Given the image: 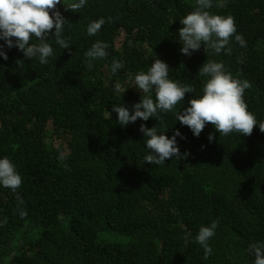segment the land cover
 <instances>
[{"label":"trees","instance_id":"16d2710c","mask_svg":"<svg viewBox=\"0 0 264 264\" xmlns=\"http://www.w3.org/2000/svg\"><path fill=\"white\" fill-rule=\"evenodd\" d=\"M74 2L57 5L70 48L56 43L53 28L47 64L0 39L8 55L0 56V158L22 177L15 191L0 185V264H254L249 246L264 242V132L257 124L250 136H220L206 124L197 137L176 114L203 94L208 77L198 72L214 60L250 82L244 100L264 121V0H212L208 11L234 17L246 41L233 37L230 55L203 44L181 52V19L196 0H86L77 12L65 8ZM101 18L90 36L89 24ZM96 41L109 45L108 55L89 68L85 52ZM156 58L195 92L171 112L120 125L113 106L134 111L144 95L134 77ZM114 60L122 64L115 73ZM147 95L155 99L154 90ZM141 124L169 138L179 130L187 157L145 162ZM213 221L204 259L195 237Z\"/></svg>","mask_w":264,"mask_h":264},{"label":"clouds","instance_id":"9594fccd","mask_svg":"<svg viewBox=\"0 0 264 264\" xmlns=\"http://www.w3.org/2000/svg\"><path fill=\"white\" fill-rule=\"evenodd\" d=\"M60 3L61 0H0V39L6 41L8 48L17 47L24 53L25 59L38 57L42 64H47L48 58L54 55L52 46L47 42L53 28L55 31L52 36L55 37L56 43L64 49L70 48L63 38L67 20L57 9ZM85 4L86 0H79L78 3H71L65 8L77 12ZM212 7V0H196L195 10L181 19L183 27L179 29V40L183 45V54L191 55L203 44L206 52L212 49L216 54H220L222 50H226V54L230 55L232 49L228 45L233 37L241 46H246L243 36L237 34L234 17L213 14L208 11ZM104 23L103 18L90 23L88 34L95 35ZM33 37L40 42L34 43ZM108 47L105 42L93 43L85 52L89 68L93 66L92 61L107 57ZM0 56L8 59L3 45H0ZM21 61L23 60L16 63L20 65ZM121 67L120 61H113V73ZM198 74L208 77L202 89L203 94L191 98L190 106L176 114L181 124L190 128L197 137L206 124H212L220 136L232 132L250 136L257 124L260 131L264 132V121H257L244 100L245 90L251 87L247 79L235 78L225 70L222 62L214 60L206 61ZM134 85L144 94L141 100L132 106L134 111H130L124 104H115L112 109L118 114V122L122 126L134 123L137 119L147 121L150 117L157 118L160 111L171 112L184 100L186 93L195 92L191 86L170 79L168 64L159 58L155 59L147 72L140 71L135 75ZM153 90L155 99L147 95ZM140 131L147 137L146 147L149 154L145 156V162L161 165L172 157H187L188 153L181 154L177 144L176 137L182 135L179 130H176L171 138L166 133L158 134L156 127L148 128L145 124H141ZM213 139L214 134H209V140ZM21 184L22 177L12 161L7 157L0 158V185L15 191ZM217 226L216 221L211 225L201 226L195 237L196 242L204 248V259L212 252L208 241L215 235ZM249 252L255 257L254 264H264V242L251 244Z\"/></svg>","mask_w":264,"mask_h":264}]
</instances>
